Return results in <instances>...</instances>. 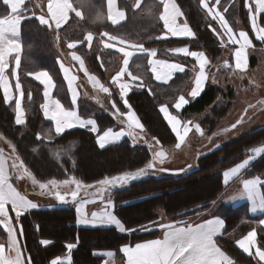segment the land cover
Masks as SVG:
<instances>
[{
    "label": "trees",
    "instance_id": "1",
    "mask_svg": "<svg viewBox=\"0 0 264 264\" xmlns=\"http://www.w3.org/2000/svg\"><path fill=\"white\" fill-rule=\"evenodd\" d=\"M72 1L76 9L83 11L82 16L72 15L59 33L66 43L82 41L76 47L77 52L83 57L88 71L102 80H105L109 73L118 70L120 61L119 51L106 48L102 44L101 39L106 37L103 33L126 42L141 43L145 49L156 50L158 57L176 59L191 67L192 59L176 56L170 51L171 47L178 46L181 41L174 37H162L166 30L160 19L162 13L160 1L143 0L141 6L136 8L128 0H119V6L125 11L126 18L118 24H113L107 19L106 0ZM226 1L222 0L225 6L231 0ZM177 2L197 35L188 44L191 47L202 46L201 48L213 58L219 55L221 41L217 35L215 36L213 28L206 26L208 14L201 0ZM233 2L236 5L234 9L232 7L235 14L230 10L227 12L224 5L221 8L222 12L228 14L233 26L237 27L240 19L244 27L250 31L246 0ZM260 22L264 26V14H261ZM89 32L95 36L91 46L85 40ZM22 36L24 52L19 78L24 92L27 122L23 126L15 123L13 106L4 101L3 91L0 90V135L12 143L24 166L34 177L42 182L75 177L85 184H94L104 177L119 176L145 167L152 160L151 151L146 145L133 144L131 140L125 139L101 148L96 134L89 129L75 128L62 134L52 131L51 121L45 118L42 111L43 86L27 74L38 69H48L56 81L58 97L68 104V90L62 77L53 34L34 16L23 21ZM136 57L129 67L135 75L139 76L141 73L140 80L146 87L151 88L153 94L147 88L133 90L128 95L129 103L149 133L163 146L175 144L176 137L163 119L159 107L184 91L183 87L192 77L191 70L188 68L176 74L170 83H160L152 79L148 53L143 52ZM222 92L223 89L219 85L208 84L199 96L186 104L181 111L183 117L201 114L207 107L213 106V114L203 121V124L209 125L208 127L213 130L231 105L229 101H224L220 107L214 106ZM229 94L233 97V90H230ZM117 99L115 91L113 100L123 109L121 100ZM80 111L83 116H95L101 128L112 127L115 124L114 119L105 114L103 109L83 98L80 100ZM47 133L53 135L52 138H47ZM261 145H264V126L203 153L196 166L183 176L141 177L132 181L128 187L111 192L115 203L114 211L125 226L123 232L115 226H80L77 223V211L70 206L29 211L20 216L19 222L23 229L21 237L26 252L30 254L31 263L50 264L52 259L66 253L67 244L76 243L72 264H96L99 258L95 257L94 251L97 249L119 251L126 244L157 237L159 231L137 232L139 228L156 221L159 209H163L176 222H187V219L196 217L198 213L208 211L225 188L223 172L242 161L250 151ZM91 155L95 158L100 157L103 164L94 163ZM247 175L264 176V152L253 163ZM181 192H184L183 195H180ZM217 213L222 215L226 223L224 233L218 237V241L234 259V264H259L238 248L236 237L257 224L262 214H251L247 202L236 206L223 204L217 209ZM1 228L0 225V238L4 240L8 234L2 236ZM263 231L264 229L260 227L259 239L264 246ZM232 234L234 236H230ZM43 239H48L52 243L43 246L41 244Z\"/></svg>",
    "mask_w": 264,
    "mask_h": 264
},
{
    "label": "snow or ice",
    "instance_id": "2",
    "mask_svg": "<svg viewBox=\"0 0 264 264\" xmlns=\"http://www.w3.org/2000/svg\"><path fill=\"white\" fill-rule=\"evenodd\" d=\"M5 2H7V0H5ZM107 2V19L113 24H118L120 21H123L125 19V12L121 10L114 11L115 0H107ZM161 3L163 4V12L160 15V19L163 21L165 29H167V33L165 34L164 38H168L169 35L171 37H193L194 33L189 28L186 20L182 26L177 24L176 18L182 16L183 13L174 3V0H161ZM201 3L208 10L209 14L213 16V19H216L220 22L221 26L224 28L225 33L229 36L233 44H237L236 42L241 39L242 35L247 36L249 40L248 45L251 44V41L246 32H240L239 38H234L232 29L228 27L223 15L216 12L214 8L209 7L205 0H201ZM135 6L137 8L141 6L140 0H136ZM245 7H247L250 14L252 28L257 33V38L260 41L264 42V32H262L264 28L257 27V17L259 14L264 13V7H259L257 0H255V8H253L248 0H246L245 2ZM66 9L67 11L60 19H42L40 17H37V19L39 20L40 24L47 25L49 28H52L53 25H55V28L58 30L61 28V25L63 23H66L68 21L69 13L75 11L71 3H68L66 5ZM22 22L23 21L20 22L21 25ZM213 31L215 30L213 29ZM9 33H11L13 36H18L20 31H18L15 25H7L5 28L0 29V52L4 54L2 62L4 71L3 74L0 75V90L3 91V98L6 103L13 99L12 85L6 74V69L9 65L8 56L13 52L16 53L17 56V54L21 51V44L17 39H10L7 35ZM103 35L108 36L112 41L117 40L116 36H109L108 33H103ZM56 39L57 42H59V34H57ZM85 40L88 42L89 46H91L93 34L89 32L85 36ZM79 43H82V41L70 42L67 46L69 49H75ZM118 43L122 46L117 48V51L123 53V56L125 57L123 61L124 67L120 70V72L116 74V76L113 77L112 83L116 84L119 87L120 97L124 105L128 107L129 111L127 113H121L115 102H113L112 106L116 109V113L118 115L127 117V135L134 136L136 134L135 129L142 130L143 126L140 123L139 119L136 117L135 113L131 110V105L128 104V100L126 99L128 93L131 91L132 85L129 83L120 82L121 77L127 71L129 60L137 52H147L149 57H152L148 62L151 65V71L153 72L156 80L170 79L174 71H183L184 69L181 65L170 63L167 60L153 59L154 57H156V50L145 49L142 44L127 45V42L122 39L119 40ZM104 46L106 48H116V44L105 43ZM128 47H131L133 51L127 50ZM172 51L177 54H183L185 56L196 58V60L199 62L200 68L203 67V72H200L197 76L198 78L195 79V87L190 93L191 97L195 99L202 92L204 81L206 79L204 73L205 64L202 66L200 60L198 59L201 56H203V58L205 59V54L203 52L189 51L187 47L176 48ZM71 56L74 61L79 62L81 69H84V60L81 58V56L77 55L75 51L71 53ZM15 64L16 68L12 69V76L16 77L15 89L17 92H19V95L15 98V123L17 125H23L25 123L24 111L22 108V99L24 93L22 90L20 78L16 71V69L19 68L18 58L16 59ZM60 68L68 82L69 88L71 89L72 101L75 104L77 95L76 90L73 87V83L76 80V77L70 75V69L65 67L63 63H60ZM84 70L85 74L87 75V70ZM27 75L34 76L35 80L41 82L44 85V96L46 98V102L42 105L44 116L45 118H51V120L54 121L55 132L57 134H62L65 132V130L71 129L76 125L82 128L87 125H91V131L93 133H96L98 131L95 120H82L78 116L75 109H65L60 100L51 98V89L54 87V84L51 76L47 71H38L35 73H28ZM89 79L94 87H98L102 92L110 94V89L101 84L95 76H89ZM132 79L136 80L138 79V77H132ZM142 86L143 85H138V87ZM188 102L189 101L186 100L184 96H180L178 102L175 104V108L179 110ZM160 111L164 113L175 136L180 141H183L185 139V135L189 131V128L184 125L182 129L181 125L178 124L177 118L175 116V120L170 122L169 116L165 114L168 113V109L166 106H162ZM233 127H235V125H233ZM195 128L197 131H201L198 124L195 125ZM124 135V130L114 132L112 128H108L103 132L102 135H99L97 137L98 145L99 147L104 148V146L110 141L119 140L120 137ZM157 143H159V141H157ZM253 151L257 153L264 152V148H256L253 149ZM164 159L165 153L163 151L157 152L153 159L145 167L140 168L135 172H125L124 174L119 176H112L110 178L104 177L103 179L97 181L95 185L84 184L82 181L78 180L75 177L64 181H57L53 179L49 180L47 183H41L37 181L34 176H32L31 172L24 166L23 161H21L19 165L13 162L12 168L22 173L23 175L30 177L33 184H38L39 188L42 191L48 190L50 192V186L52 188H57L60 184H74L75 190L71 191L70 197L71 200L76 201L81 190H84L85 194H87L88 190L92 189L93 187L96 188V191L100 193L101 198H103V193L105 191L110 190L117 185H126L129 183V181H135L138 178L144 177L148 170L155 167V163L157 160H159L160 164H163ZM248 163L249 160H245L243 163H239L235 167H232L229 170L223 172L222 175L224 181L227 182L230 176H234L236 173L240 172V170L243 169ZM159 170L162 172L166 171V169L163 168ZM260 183L261 181L259 177H257L256 179H245L243 181L244 189H246L247 195L250 198L256 197L258 193V185ZM55 195L61 203H65L66 196L69 194L65 193L62 195L59 191H57L55 192ZM84 203H88V201H84ZM9 204L15 212L17 221L22 214L21 209L27 212L30 209L37 208V205L35 203L28 200L26 196H22L10 182V178L7 174L6 161L3 158L2 154H0V205H2V207H0V216L4 217V219L0 221V224H3V226L7 229L11 246L15 249L16 252V256L14 259L6 260L3 257V245H0V253H2L0 254V264H24L25 258L22 256L21 249L14 235L15 229L13 228L11 220L8 216L7 205ZM260 206L264 207V198H262ZM111 207L112 203L109 200L103 214H97L96 212H93L91 221L87 219L86 216H82L80 219H78L77 223L85 225H96L97 223L114 224L119 228L121 232H123L125 230L124 225L116 217V215L108 210ZM76 211L77 213H81L82 208L77 207ZM224 223L225 222L222 218L216 217L213 219H208L203 223L196 225L188 224L187 226L177 227L174 224H161L159 225V227L167 229L162 240L152 239L142 243H136L134 246L124 245L121 251L127 256V264H232L231 260L225 255L223 251H221L220 247L217 246L216 241L213 239L215 234L219 232L222 227H224ZM261 223H264V221H262ZM143 230L151 231V229ZM20 234L23 235L22 227L20 228ZM255 237V230L250 231L246 236L238 240L237 244L244 252L251 255V246L255 244ZM51 243L52 241L47 239L41 241V244L43 246H48ZM73 247L74 245L71 243L66 245V248L69 250H71ZM109 255H111V253H109ZM255 255L259 257L260 261H264V250L257 248ZM27 260L28 264H31V258L28 257ZM50 264H61L60 257L52 259Z\"/></svg>",
    "mask_w": 264,
    "mask_h": 264
},
{
    "label": "rangeland",
    "instance_id": "3",
    "mask_svg": "<svg viewBox=\"0 0 264 264\" xmlns=\"http://www.w3.org/2000/svg\"><path fill=\"white\" fill-rule=\"evenodd\" d=\"M36 1H37L36 5L38 3V5H40V8L42 9L44 6L43 4H45V3H43V2L41 3V0H36ZM226 2H229V0H227ZM224 4H225V2L222 5H224ZM45 6H46V4H45ZM51 6H53V4H51ZM235 6H236L235 3L233 2V0H231L229 2V4H226V6L224 8H226L227 12H228V10H230V12L232 14H235L234 10L232 11V7L234 9ZM106 8H107V5H106ZM225 13H226L225 11L222 13L223 17L225 18V21L227 22V25H228V23L231 25V23L229 21L230 19L228 17V14H225ZM106 16H107V13H106ZM184 18L186 19L185 16H184ZM206 23H207L206 26L208 28L209 27H212V28L215 27V25L213 24L215 22L214 21L212 22L210 17L207 18ZM188 26L193 31L194 36L192 38H189V39L174 37V39L176 38V40L179 39L181 41V43H178V46L176 45L174 47L176 48L179 46H181V47H188L189 46L190 48H192V50L202 49L201 48L202 46H200V45L198 48V47H191L188 44V42L195 39L197 36L196 32L194 31L193 27L189 24V22H188ZM229 28H231V27H229ZM166 33H167V31L165 32V34ZM165 34L162 36L163 38H164ZM54 35H55L54 41L58 47L59 63H63L65 67L69 68L70 71L77 76V79L74 81L73 87L75 88L76 93H78V98L84 97L83 98L84 100H87V102L103 109L104 113L110 115L115 121L114 126H112V127L110 126L107 128H101L100 124H96L97 130H98L96 133H94V134H96V139L99 135H102L103 132L106 131L108 128H112L114 132L124 130L125 135L120 137L119 140L109 142L105 146L120 143L121 141L128 139L129 137L134 139L135 141H137L136 143H138V141H140L139 139H141V137H142V134L136 133L134 136L127 135V132H128L127 123H126L127 117L118 115L116 113V109L113 108V106H112L113 102H115L113 100V93H115V91H116V94L118 97L117 100L118 101L121 100V102L123 104V109L121 107H119L117 105V103L115 102L116 106L119 108L121 113H127L129 111L128 107H127V109L125 108V105H124V103L120 97L119 87L116 84L112 83V79L114 76H116V74L118 73V70L114 73H109L105 80H102L100 77L95 75L101 84H103L104 86H106L110 89V94L102 92L98 87H94L93 84L90 83V79H89L88 75L85 74V71H83L77 65L76 62L73 63V61L70 60V56H69L70 53L68 52L67 44L61 38H60L59 42H57V39H56L57 34L55 33ZM215 36H216V34H215ZM170 37L171 36H169V38ZM185 41H187V42H185ZM174 47H171L170 49L172 50ZM219 47H220V52L218 53L219 55H216L213 58L215 60L214 62L217 64L211 65L210 67H208V69H210V71H211L210 74L213 77L212 82L215 85H219L223 89V92L218 96V99L215 102L214 106L216 105V106L220 107L221 105H223L224 101H229V103L231 105L228 109V112H226L225 116H223V118L220 119V121L216 125V127L213 130H211L208 127L209 125L203 124V121L209 115L213 114V112H212L213 106L207 107L205 109V111L201 114H197V115H194L192 117L185 118V117H183L181 111L186 106V104L180 109L179 112L175 108V104L177 103V100L179 99L178 98L179 95L174 99H169L168 102L162 103L160 105L159 109H161L162 106H167V108H169V110H170V111H168V113H171L170 118L172 120H175V117H176L178 124L179 125L182 124L181 125L182 129H183V126L186 125L189 128V131L185 135V137L186 136L187 137L183 141H180L175 136V134L173 133L174 136L176 137V143L175 144L163 146L160 142L158 143L162 147L167 148V152H165L164 163L160 164L159 160H157L156 161V169L153 168V169L148 170V172L146 173V175L144 177H146V176L162 177L165 175L183 176L188 171H190L191 169H193L196 166V163H197L199 157L203 153H207V152L213 150L214 148H216L220 145H223V144L229 143L233 140H236V139L240 138L241 136L247 134L251 130H253L259 126L264 125V42H261L260 45H256L254 40H251V46L245 47V60H244V64H241L240 68H236L235 66H232L231 64L228 66L226 64H224L223 61H221L223 54H224V47H223L222 43H220ZM77 55H80V54L78 53ZM209 56H210V54H209ZM210 57L212 59V56H210ZM81 58L83 59L82 56H81ZM158 58L165 59V58H161V57H158ZM149 70H150L152 79L157 81V82H160V80L155 79V76H154L153 72L151 71V66H150ZM132 73H133V71H132ZM135 76L138 77V79L132 81V80L127 79V74L125 75V77H126L125 83H129V84L131 83V85H132L133 89L131 91L141 90V89L147 88V89H149L148 91L153 94V91L151 90V88L146 87L144 82H142L140 80L139 77H141V73H139V76H137V75H135ZM127 80L130 82H128ZM188 82L185 85L186 87L188 86ZM213 83H210V84H213ZM138 85H143V86L138 87ZM185 86L183 88H185ZM94 88H96V90ZM230 90H233V97H231V95L229 94ZM130 92L128 94H130ZM184 97L189 102L193 100V98L191 97L190 94H186V95H184ZM126 99L128 100V96ZM128 103H129V100H128ZM66 105H68V104H66ZM131 108L134 110V113L136 115H138L136 110L132 106H131ZM71 109H73V108H69V110H71ZM78 112H81L80 111V103H79V111ZM78 112H77V114L79 116ZM161 114H162L163 119L166 121L167 125L171 129V126L168 123L164 113L161 112ZM167 116H169V115H167ZM25 118H26L25 123L23 125H25L27 122V115H25ZM87 119H93L96 122H98L95 116H91L90 118H87ZM197 124L200 126L201 131L196 130L195 125H197ZM233 125H235V127H233ZM142 126L144 127L146 132H148V133L150 132L144 124H142ZM75 128H82V127L76 125L71 129H75ZM71 129H67L65 131H68ZM84 129H89L91 131V125L85 126ZM182 134H183V131H182ZM52 136L53 135H51L50 133L46 134V137L49 139L52 138ZM153 138H155V137H153ZM129 140H131V139H129ZM154 140L158 141L157 138H155ZM133 144H135V143H133ZM148 148L151 151H153L155 146H153V144H152V146H149ZM256 148H264V145H261V146L256 147ZM0 152L2 154H4L6 166L8 169V176L10 174L11 181L13 182V184L15 186H17L18 188L20 187L22 189V194L24 196H26V198L28 200L32 201L33 203L35 201V202H37V205H39V206H42V207L54 206V208H59V207H63V206H70L73 208L74 207L77 208V205L80 203L82 205V211H81L82 215H80V217L79 216L78 217L81 218L82 216H86V217L92 219V213L93 212H96L97 214H103V212L105 211V207L110 200L112 203V207H111V209H108V210L111 211L114 215H116V217L124 225L122 220L119 218V216L114 211L115 203H114V200L111 196V194H112L111 192L121 190V189L128 187L132 183V181H129V183L126 185H117V186L111 188L110 190L105 191L103 193V198H101V194L96 191L95 187H93L92 189H89L87 194H85L84 190H81L78 197H77V200L73 201V200H71L70 193H71V191L75 190L74 184H60L59 187H57V188H52L50 186V192L48 190L42 191L39 188L38 184H33L32 179L30 177L25 176L22 173L14 170L12 168L13 162H15L17 165H19V163L21 162V159H20L19 155L17 154L12 143L10 141L6 140L5 138H3L1 135H0ZM262 153L263 152L257 153V152H254L252 150V151H250V153H248L246 158H244L240 163H243L245 160H249V163L247 165H245V167L246 166L248 167L250 165V163L256 161L260 157V155H262ZM91 156H92V160L94 163L103 164V160L100 157L95 158L93 155H91ZM154 156H155V154L153 155V157ZM231 167H233V166H231ZM161 168L166 169V171H163V172L160 171L159 169H161ZM249 168H251V167L249 166ZM229 169H230V167H228L226 170H229ZM174 173H176V174H174ZM32 176H34V175L32 174ZM71 178L72 177H69L66 180H69ZM245 179H251V176L242 175L240 177L235 176L233 178L232 177L229 178V180H227V182H226L228 189H227V187L223 188L222 192L214 200L215 205L212 206L214 204L213 203L208 208L209 211H206V210L202 211V213L201 214L198 213L196 215V217L187 219V222H184V221L176 222L163 209H159L158 213H157L156 221H154V223H151L147 226L139 228L140 230L137 233L159 231L160 234L157 237H154V236L149 237L147 239L139 240L136 243H142V242H145L147 240H152V239H161L162 240L164 238V233H165V231H167V229L159 227V225H161V224H164V225L174 224L177 227H180V226H187L188 224H192V225L200 224V223H203L204 221H206L208 219H213L216 217L222 218V215L217 213V209L221 205L228 204V203L240 204L242 202L250 201L251 198L247 195V191H246V189H244V186H243V181ZM55 180H57V179H55ZM48 181H45V182L39 181V182L47 183ZM57 181H64V179L63 180H57ZM223 181H224V179H223ZM260 181H261V184H264V177L260 178ZM95 184L96 183H94L93 185H95ZM259 188L261 189V185H259ZM57 191H59L60 194H62V195L65 193L69 194L66 196V202L65 203H61L57 199V197L55 195V192H57ZM183 193L184 192H181L180 195H183ZM84 201H88V203H84ZM29 211H32V210H29ZM29 211L21 214V216L28 213ZM252 212L254 214H258V213H263L264 210L262 212H260L258 209H254ZM10 218H11L12 226L15 229L14 235H15L16 241H17V243L21 249L22 256L25 258L24 264H28L27 258L30 257V254L26 252V247L24 245V241L22 240V237L20 234V228L22 226H21L19 220L17 221L16 215L12 214L10 216ZM79 225L89 226V227L114 226V224H108V223H105V224L97 223L96 225H93V224H87V225L79 224ZM260 227H262V226L258 222L251 229H249L247 232L236 237V242L239 238L246 235L252 229H255V230L257 229L258 235H259V228ZM124 228H125V226H124ZM1 229L3 230L2 236H4L5 233L8 234V231H7V229L4 228V226H2ZM143 229H151V231H145ZM136 231L134 230V232H136ZM222 233H223V228H221L220 231L217 232L215 234V236L213 237V239L216 241V243L218 241L216 239V237H218L220 235L222 236L223 235ZM129 234H131V232ZM230 236H234V234H232ZM43 240H45V239H43ZM3 242H5L4 245L8 248V252H9L10 256L12 257V259H14L16 256V252H15V249L11 246V243L9 240V234L6 237V239L4 238V240L2 238H0V243H3ZM136 243L126 244V245L134 246ZM218 243H219V241H218ZM218 243H217V246L220 247L219 245H221V244L219 243V245H218ZM259 243L262 247H264L261 244L260 239H259ZM71 244L74 245V247L71 250L67 249L66 253H64L61 256H58V257H60L61 264H72V254H73V250L76 249L77 244L76 243H71ZM221 251H223V250L221 249ZM109 253H111V255H109ZM94 254L96 255L95 256L96 258H99L98 261H96L97 262L96 264H127V256L122 251H121V253H118L116 250L103 248V249L95 250ZM225 255L231 260L232 263H234L233 259L230 256H228L226 253H225Z\"/></svg>",
    "mask_w": 264,
    "mask_h": 264
},
{
    "label": "crops",
    "instance_id": "4",
    "mask_svg": "<svg viewBox=\"0 0 264 264\" xmlns=\"http://www.w3.org/2000/svg\"><path fill=\"white\" fill-rule=\"evenodd\" d=\"M46 1V2H45ZM128 1H130L131 3H132V5L134 6V7H136L135 5H136V0H128ZM158 1H160L161 2V0H158ZM36 0H7V2H5V0H0V29H2V28H5L7 25H15L16 26V28L18 29V31H20V33L18 34V36H13L11 33H9V34H7L8 36H9V38L10 39H12V40H15V39H17L18 40V42L21 44V51H20V53H18L17 54V56H16V53H12L11 55H9L8 56V60H9V65H8V68L6 69V74H7V76H8V78H9V80H10V82H11V85H12V91H13V99L11 100V101H9V102H7V104H12V106H13V109H14V111H15V98L19 95V92H17L16 91V89H15V82H16V77H14V76H12V69L13 68H16V64H15V61H16V59L18 58L19 59V68H17L16 69V71H17V74H18V76H19V69H20V66H21V63H22V57H23V52H24V40H23V36H22V25H21V21H24L25 19H27V18H31V17H40V18H42V19H60L64 14H65V12L67 11V9H66V5L68 4V3H71V5H72V7L75 9V11L74 12H70L69 13V19L72 17V15H78V16H82V11L81 10H79V9H76L75 8V6H74V4H73V1L72 0H41V3L43 2V3H45L46 4V6H45V4H43L44 6H43V8L41 9L40 8V5H38V3H37V5H36ZM143 2V0H140V3H142ZM205 2L209 5V7H212V8H214V10L216 11V12H218L219 14L221 13H223L222 12V10H221V8H222V4H223V2H222V0H205ZM248 2L249 3H251V5L253 6V8H255V0H248ZM174 3L179 7V9H180V11L183 13V11H182V9H181V7H180V5H179V3L177 2V0H174ZM257 3H258V6L259 7H264V0H257ZM51 4H53V6H51ZM106 5H107V15H108V2H107V0H106ZM204 7V6H203ZM137 8V7H136ZM205 8V7H204ZM206 9V8H205ZM115 10H121V11H124L122 8H120V6H119V0H115V7H114V11ZM207 11V17L209 18H211V21L213 22H215V23H213L214 25H215V27L213 28L215 31V34L217 35L218 33V35H217V37L219 38V40L221 41V43H222V45H223V47H224V54H223V57H222V59H221V61H223V63L224 64H226L227 66L228 65H232V66H235V63H236V68H240L241 67V64H244V60H245V47L246 46H251V44L250 45H248L249 44V40H248V38H247V36H244V35H242L241 36V39L239 40V41H237L236 43L237 44H233L232 42H231V39L229 38V36L225 33V31H224V28L221 26V24H220V22L218 21V20H216V19H213V16L212 15H210L209 14V12H208V10H206ZM125 12V11H124ZM162 12H163V4H162ZM261 14H264V13H261ZM261 14H259L258 15V17H257V27H259V28H264V26L261 24V22H260V16H261ZM223 15V14H222ZM125 18H126V13H125ZM68 19V20H69ZM225 19V18H224ZM185 18H184V13H183V15L182 16H180V17H177L176 18V21H177V24L178 25H180V26H182L183 24H184V22H185ZM249 20H250V31H248L245 27H244V25L241 23V20L239 19V25H237V27L236 26H233L232 25V23H231V25L228 23V27H231V29H232V33H233V36H234V38H239V33L240 32H246L247 33V35H248V37H249V39H250V41L251 40H254V42H255V44L256 45H260L261 44V42L262 41H260L258 38H257V33L253 30V28H252V21H251V19H250V14H249ZM187 21V20H186ZM68 22V21H67ZM66 22V23H67ZM111 22V21H110ZM120 22H122V21H120ZM119 22V23H120ZM163 22V21H162ZM23 23V22H22ZM66 23H63L62 25H61V28L64 26V25H66ZM164 24V23H163ZM187 24H188V22H187ZM45 26H47V25H45ZM48 27V26H47ZM49 28V27H48ZM60 28V29H61ZM190 28V27H189ZM50 29V31L52 32V34H53V39L55 38V33L56 34H59V36H60V38L62 39V37H61V35H60V33H59V30L60 29H56L55 28V25H53V27L52 28H49ZM231 29H230V31H231ZM166 31H167V29H165ZM192 31V30H191ZM193 32V31H192ZM262 32H264V30H262ZM170 36V35H169ZM168 36V37H169ZM94 35H93V39H94ZM102 38V37H101ZM176 38H187V39H189V38H192V37H176ZM63 40V39H62ZM119 40H121V39H118L117 38V40L116 41H112V40H110L109 39V37L108 36H106V37H104L103 39H101V41H102V44H104L105 45V43H109V44H116V48H113V49H116L117 50V48H119V47H121L122 45H120L119 43H118V41ZM93 41V40H92ZM65 42V41H64ZM54 43H55V41H54ZM66 43V42H65ZM69 43V42H68ZM68 43H66L67 45H68ZM132 44H141V43H134V42H127V45H132ZM89 45V44H88ZM143 45V44H142ZM55 46H56V50H57V52H58V47H57V45L55 44ZM124 46H126V45H124ZM68 47V46H67ZM144 47V46H143ZM176 48H181V46H179V47H176ZM175 47L173 48V49H176ZM188 49H189V51H197V52H203L204 54H205V59L203 58V56H201V57H199L198 59L200 60V63H201V65L203 66L204 64H205V67H204V73H205V77H206V79H205V81H204V85H203V90L206 88V86L208 85V84H210V83H213L212 82V80H213V77H212V75L210 74L211 73V71H210V69H208V67H210L211 65H215V64H217V63H215L214 61V59H213V57H212V59H211V55L209 56V54L205 51V50H203V49H198V50H192V48H190L189 46L187 47ZM172 49V50H173ZM127 50H129V51H133V49L131 48V47H128L127 48ZM171 49H170V51H171V53H173L174 55H176V56H184V57H190V56H185V55H183V54H177V53H174L173 51H172ZM73 51H75L76 52V54H78V52H77V50H76V48L75 49H69L68 48V52L70 53V60L71 61H73V63H77V65L80 67V64H79V62L78 61H74L73 59H72V56H71V53L73 52ZM140 54H143V52H137L130 60H129V64H128V66H127V71L124 73V75L121 77V81L120 82H122V83H125L126 82V77H125V75L127 74V79L128 80H132L133 81V79H132V77H136L133 73H132V71L130 70V64H131V62H133L134 61V59H136L137 57V55H140ZM3 53L2 52H0V75H2L3 74V71H4V69H3V66H2V62H3ZM150 58H152V57H149L148 59H150ZM191 59H192V65H191V67H189V66H187L186 64H184L183 62H181V61H179V60H176V59H161V60H167L168 62H170V63H176L177 65H181L182 67H183V71H179V70H176V71H174L173 72V74H172V77L170 78V79H161L160 80V83H170L172 80H173V78L175 77V75L176 74H178V73H182V72H184L186 69H190L191 70V74H192V77H191V79H190V81L188 82V86L187 87H185V89H184V91L179 95V97L180 96H184V95H186V94H190L191 92H192V90L194 89V87H195V79L196 78H198L197 76L199 75V73L201 72H203V67H201L200 68V65H199V62L196 60V58H194V57H190ZM235 58H236V61H235ZM124 59H125V57L123 56V53H120V61H119V68H118V72H120V70L124 67V64H123V61H124ZM143 59H146V58H143ZM153 59H160V58H158L157 56L156 57H154ZM58 61H59V57H58ZM227 62V63H226ZM59 65H60V63H59ZM151 66V65H150ZM193 66V67H192ZM81 68V67H80ZM84 69H86L87 70V75H88V77L89 76H95V75H93L92 73H90L89 71H88V69H87V67H86V64H85V62H84ZM84 69H82L83 71H85ZM38 71H47L48 73H49V75L51 76V78H52V81H53V84H54V87L51 89V97H52V99H58V100H60V102H61V104L64 106V108H73V109H75L77 112L79 111V103H80V100L82 99V98H84V97H80V98H78V93H76V95H77V99H76V102H75V104L73 103V101H72V92H71V89L69 88V86H68V82H67V80H66V78H65V76H64V74H63V72H62V70H61V73H62V77H63V79H64V81H65V84H66V87H67V90H68V95H69V98H68V100H67V102H68V105H66V103L64 102V101H62L59 97H58V95H57V93H56V87H57V84H56V81H55V79H54V77L52 76V74H51V72L48 70V69H38V70H36V71H33L32 73H35V72H38ZM130 74V75H129ZM70 75H73V76H75L76 77V79H77V76L75 75V74H73L71 71H70ZM32 76V75H31ZM33 78H34V76H32ZM96 77V76H95ZM35 79V78H34ZM127 80V81H128ZM39 82V81H38ZM128 82H130V81H128ZM41 83V82H40ZM90 83H92L91 81H90ZM42 84V83H41ZM131 84V83H130ZM214 84V83H213ZM42 86H43V93H44V85L42 84ZM73 86H74V83H73ZM95 90H96V88H94ZM133 88H131V90H132ZM23 90V89H22ZM24 93V92H23ZM201 94V93H200ZM129 95V94H128ZM127 95V96H128ZM199 96V95H198ZM178 97V98H179ZM127 98V97H126ZM179 100V99H178ZM178 100H177V102H178ZM46 102V98H45V96H44V100H43V104ZM42 104V105H43ZM129 104V103H128ZM130 105V104H129ZM167 107V106H166ZM22 108H23V111H24V119H26L25 118V115H27V114H25L26 113V111H25V107H24V96H23V99H22ZM125 108L127 109V107L125 106ZM132 109V108H131ZM168 109V111H170L169 110V108H167ZM178 112L180 111V109L178 110V109H176ZM42 111H43V108H42ZM132 111L134 112V110L132 109ZM79 113V117L82 119V120H89V119H87V118H90L91 116H88V117H86V116H83L80 112H78ZM43 114H44V112H43ZM166 115H169V119H170V122H172V121H174V120H172L171 118H170V114L171 113H165ZM136 115V114H135ZM136 117L139 119V121H140V123L141 124H143L142 123V121H141V119H140V117L138 116V115H136ZM48 120H50L51 121V124H52V131L54 132V133H56L55 132V124H54V121H52L51 120V118H47ZM93 120V119H92ZM98 121V120H97ZM96 122V121H95ZM96 124H99V122H96ZM182 125V124H181ZM264 126V125H263ZM96 127H97V125H96ZM259 127H261V126H259ZM83 128H85V127H83ZM258 128V127H257ZM135 133H141L142 134V137H141V139H139L140 141H138V143H136L137 141H135L134 139H132V138H128V139H131V141L133 142V143H135V144H138V145H146V146H152V144H153V146H155V148L153 149V151H151V155H152V159H153V155L154 154H156L157 152H160V151H163L164 153L165 152H167V148L166 147H162L160 144H158L157 143V141L156 140H154L153 139V137L148 133V132H146L145 131V129H144V127L142 128V130L141 129H135ZM57 134V133H56ZM187 137V136H186ZM185 137V138H186ZM139 138V137H138ZM146 141V142H145ZM110 142H113V141H110ZM146 144H145V143ZM149 144V145H148ZM151 144V145H150ZM0 154H2L1 152H0ZM2 156H3V158L5 159V157H4V154H2ZM241 161H239L238 163H240ZM255 162V161H254ZM254 162H252V163H250V167H251V165H253V163ZM238 163H236L235 165H233V167H235ZM249 166L247 167H244L243 169H241L240 170V172H238V173H236L234 176H230L229 178H233V177H235V176H242V175H247V171L250 169L249 168ZM6 168H7V166H6ZM230 168H232V167H230ZM154 169H156V163H155V167H154ZM227 171V170H226ZM7 174H8V169H7ZM257 177H259V179L260 178H262V177H264V176H257ZM257 177H251V179H256ZM9 178H10V174H9ZM229 178H228V180H229ZM224 179V178H223ZM10 182L13 184V182L11 181V179H10ZM224 184H225V187H227V189H228V186L226 185V182L224 181ZM259 185H261V189L259 188ZM258 185V193H257V195H256V197H254V198H251L250 199V201H247V203H248V206H249V210H250V213L251 214H254L252 211H253V209H258L260 212H262L263 210H264V207H261L260 205H261V202H262V198H264V184H259ZM13 186L16 188V190L22 195V196H24L23 194H22V189L20 188H18L17 186H15L14 184H13ZM34 203L37 205V202H35L34 201ZM243 203V202H242ZM228 204H232V205H239V204H233V203H228ZM241 204V203H240ZM215 205V203L212 205V206H214ZM81 206V208H82V205L79 203L78 205H77V207H80ZM0 207H2V205H0ZM48 208H54V206H51V207H42V206H39V205H37V208L36 209H48ZM36 209H30V210H36ZM74 209L76 210L77 208L76 207H74ZM111 209V208H110ZM7 211H8V216H9V219L11 220V218H10V216L13 214V215H15V212L13 211V209H12V207H11V205L9 204V205H7ZM29 211V210H28ZM209 211V210H208ZM21 213L23 214V213H25V211L23 210V209H21ZM258 214H262V217H261V219H260V221H259V223L261 224V226L264 228V223H261L262 221H264V212L263 213H258ZM80 215H82V212L81 213H78V216L80 217ZM254 215H256V214H254ZM78 217V219H80ZM4 219V217H2V216H0V221H2ZM87 219H89L90 221L92 220V219H90V218H88L87 217ZM222 219L224 220V222H225V219L222 217ZM12 223V222H11ZM1 226H3V224H0ZM79 225V224H78ZM81 226V225H80ZM114 226H116V225H114ZM117 227V226H116ZM225 227H226V223H224V227H222L223 228V233H224V230H225ZM5 228V227H4ZM118 228V227H117ZM6 229V228H5ZM119 229V228H118ZM253 230H255V229H252V230H250V231H253ZM249 231V232H250ZM255 232H256V237H255V244H253L252 246H251V252H252V254L250 255L249 253H246V252H244L239 246H238V244H237V242H236V244H237V246H238V248L243 252V253H245L247 256H250V257H253L259 264H264V261H260L259 260V257L258 256H256L255 255V252H256V249L257 248H260L261 250H264V247H262L261 245H260V243H259V235H258V231H257V229L255 230ZM222 233V234H223ZM248 234V233H247ZM246 234V235H247ZM246 235H244V236H246ZM221 236V235H220ZM243 236V237H244ZM219 237V236H218ZM218 237H216V239L218 240ZM243 237H241V238H239L238 240H240V239H242ZM237 240V241H238ZM4 243L5 242H3V243H0V245H3V257H4V259H6V260H9V259H12V257L10 256V254H9V252H8V248L4 245ZM217 243H218V241H217ZM218 245H219V243H218ZM220 246V248L228 255V256H230L224 249H223V247L221 246V245H219ZM122 249V248H121ZM121 249L119 250V251H117L118 253H121ZM0 254H2V253H0ZM231 257V256H230ZM232 258V257H231ZM233 259V258H232ZM233 261H234V259H233ZM234 263H235V261H234ZM234 263H232V264H234Z\"/></svg>",
    "mask_w": 264,
    "mask_h": 264
}]
</instances>
